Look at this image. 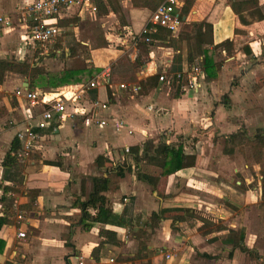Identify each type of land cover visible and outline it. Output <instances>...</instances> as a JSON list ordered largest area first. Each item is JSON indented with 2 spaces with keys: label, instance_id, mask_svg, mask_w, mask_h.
I'll return each instance as SVG.
<instances>
[{
  "label": "crops",
  "instance_id": "1",
  "mask_svg": "<svg viewBox=\"0 0 264 264\" xmlns=\"http://www.w3.org/2000/svg\"><path fill=\"white\" fill-rule=\"evenodd\" d=\"M28 1L32 0H0V14L12 23L10 27H0V59L14 57L15 60L24 61L30 48L36 46L23 43L21 38L24 31L22 8ZM218 1L214 0L213 4ZM180 5L181 0L177 7L178 13ZM261 5L264 13V3ZM220 11L222 13H219ZM149 13V9L135 7L132 3V6L127 7L131 26L125 25L124 28L131 29L133 33L134 30L138 32L148 19ZM217 13L221 15L215 20L204 21L213 25L215 43L230 39L232 41L230 51L233 52L223 59L224 63L215 79L207 82L206 79L203 80L201 90L180 89L184 94L169 98L161 96L158 92L157 85L160 82L158 80L147 93L139 98H132V96H122L121 90L115 88L114 91H120L121 94L113 93L111 97L110 91L107 90L106 95L104 92L106 89L99 87L93 89L91 95L95 96V99L109 103L104 113L108 117L109 124H112L113 120L120 119L125 122L124 129L117 132L111 125L104 127L94 125L87 126L80 134L72 129L73 120H68L60 127L37 129L38 138L35 148L39 149L41 159L30 160L23 171L22 186L25 189V196H17L18 198L13 200L17 210L16 215L21 213L23 220H19L15 215V222L1 228L0 264L9 262L16 264L13 257H17L19 253L24 261L23 264H73L77 256H82L86 264H104L109 257H113L112 254L104 256L106 251L112 252V248L117 250L116 254L127 258V262L120 264L128 262L140 264L138 262L142 260L144 264L148 262L150 264H259L255 256L245 252L241 254V251L234 252L233 256L229 257L227 247H223L224 252L219 256L216 251L223 245V241L222 238L215 236L224 230L202 234L198 230L199 224L190 225L186 223L187 221L178 222L173 228L171 219H163L155 233L152 230L148 231L150 237L146 242V249L149 256L141 260H133L139 241L129 232L130 224L117 227L98 223L91 229L84 230L79 221L80 210L73 206L76 198L84 199L87 176H106L105 169L97 166L98 156L107 157L114 162L122 161L125 151L129 148L141 146L146 139L156 140L158 135L166 130H174L176 138L181 134L189 133V129L196 127V122H199L197 119L201 114L210 115L213 112L214 118H209L213 124L234 132L239 128V119L243 120L253 115L257 118L261 116L258 114L259 108H256L254 103L256 96H264V81L257 82L260 79L258 74L264 70V18L245 25L241 23L229 3H224V9H219L213 16ZM82 15L77 9H72L64 18H78ZM132 17L141 23L140 27L134 28L135 22ZM188 18L189 16L186 20ZM236 29L242 32H236ZM125 38L129 41L130 37ZM161 42L155 40L156 45L150 47L142 56L145 61L141 64V72L137 74L142 75L143 81L152 76L155 78L159 68L165 69L171 63L170 57H173L174 51L169 45L159 44ZM159 53L163 55L167 53V58L163 55L158 58ZM182 68L187 69V64L182 63ZM231 74L237 76L235 84L229 78ZM19 86L28 88V78L18 73L5 72L4 80L0 84V213L4 211V205L9 204L8 197L13 192L3 193L5 186L13 184L2 180L4 155L12 141L16 139L15 128L9 127L8 122L21 121L28 110L25 100L16 98L13 94ZM224 93L229 100L224 97L222 102L221 96ZM148 103H152V106L145 107ZM153 105L156 110H160L158 113ZM197 151L196 147L189 152L185 151L196 155L195 165L169 175L166 178L165 195L162 197L156 190H149L150 187L146 183L138 180L134 169L124 177L110 174L115 189L108 190L104 195L112 211L121 214L129 204L128 201L134 198L132 209L134 224L136 219H140V215L141 219H144L153 211L157 212L163 207H184L194 214L200 212L202 208L204 211L207 210L209 206L202 207L198 195L199 198H203L207 190L208 193L215 194L214 198H224L221 194L224 190L217 180L215 182L208 180L207 171L204 169L207 166V158L200 157L204 151H201V154H197ZM115 152L119 154L115 155ZM57 153H60V156L56 157ZM202 166L205 167L200 168ZM29 193L30 196H27ZM2 197H5V201ZM26 202L28 205H24ZM100 227L115 230L120 246L105 243L97 250L96 247L104 239L98 233ZM19 231H27L28 237H16ZM247 232L245 231V245L256 251L254 243H248L246 240ZM161 248L174 249L171 250L170 257L165 259L166 250H162V253L156 251H161ZM226 251L228 254L224 257ZM257 255L263 257L260 253Z\"/></svg>",
  "mask_w": 264,
  "mask_h": 264
},
{
  "label": "rangeland",
  "instance_id": "2",
  "mask_svg": "<svg viewBox=\"0 0 264 264\" xmlns=\"http://www.w3.org/2000/svg\"><path fill=\"white\" fill-rule=\"evenodd\" d=\"M213 1L214 0H193V5L187 15L189 16V18L186 22L215 20L221 15L219 13H222V11L213 16L214 13L219 9L223 10L224 3L231 4L233 0H219L216 4H213ZM257 1L259 3V9L261 10V8L263 7L261 3L263 4L264 0ZM101 2H103V5H109L107 0H101ZM131 2L132 0H111L113 8L107 14H101V12L97 11L84 10L83 15L80 16L82 18H74L68 26L62 28V36L59 38V45L56 47V49L52 50L50 46L36 44L35 47L30 48L25 60L30 63H32L33 61H37L38 65L43 67L44 71L48 74L49 77L59 76L64 69L93 67L94 69L97 68L101 70L106 66L111 67L114 62L119 61L117 71L122 74L123 72L128 70L130 71V73H132V76L129 78H124L123 80H112L114 88L118 84L123 82L133 85H137L140 83L142 85V90L139 93L132 89L121 90V94L120 91H114L115 89L112 88L110 93L111 97H113V93H116L119 95L121 94L125 97L132 96V98H139V96L147 93L148 89L152 88L149 86L152 84L154 85L155 82L154 78H152L154 76H152L151 78H146L143 81V78L141 77L142 75L137 74L141 72V64H143L145 61L144 57H142L143 54H145L150 47H154V45H151L150 42H142L141 38L136 39L135 41L130 37L129 41L127 42H123V40L119 39V37H123L126 31L124 26H131L129 16L127 14V7L132 6ZM151 12L152 11H150V13ZM150 13L143 27L138 32H135L134 30V35L139 34L145 27L146 23L149 22L151 16ZM260 13L264 15L263 10L259 12L257 10L256 12H254V14H252L253 18L247 16V19H258ZM132 18L135 22L134 28H136V26L140 27L139 25L141 23L137 21L136 18ZM186 26L187 25L184 23L182 24L180 29H184ZM178 32H175L172 35L176 36ZM236 32L242 31L240 29H236ZM31 43L34 42L31 41ZM159 44H162L163 46L168 45L164 41ZM170 47L174 51L173 57H170L171 63H169L168 67H166L165 69L159 68V70L156 72V77H159L160 74L173 73L170 72V68L174 57L176 58L177 56H180L181 62L186 63L187 53L191 51L194 54L195 59L198 58V54L195 52V47L192 42H189V44H187L184 40H178L174 46ZM204 47L211 48L212 46L205 45ZM223 50L224 52H226V54H224ZM230 50L226 51L225 47H217L215 49L214 60L219 64L220 68L224 63L223 59L232 54L233 50ZM158 55V58H160V56L163 54L159 53ZM163 56L167 58V53H164ZM12 59H14V57ZM164 63L166 62L164 61ZM258 76H260V79L257 82H260L261 80L264 81V70L260 72ZM141 78L142 80H139ZM229 78L232 80L233 84H235L237 76H233V74H231ZM87 82L70 83L68 85L61 86L59 90H76L80 88V85H82V87L83 85H86ZM157 88H159L158 92L161 96L169 98L176 97L178 94H184L180 90L181 88L175 80H171L168 82H158ZM91 92L92 90L85 91L83 93L82 99L80 100V102H78L84 108L90 107V103H88L89 100H94ZM104 92L107 95V89ZM224 97L229 100L227 94L224 93L221 96L222 102L225 99ZM256 97V103H254V106L256 108H259L258 114H261V116L257 118V116L253 115V117H245L243 120L239 119V128L238 130H235V132L221 129L220 127L213 124L210 120L211 118H214L213 112H211L210 115L201 114V116L197 119L199 122H196V127L194 129H189V133H186L185 135L181 134L180 137L176 138L174 130H166L158 135V139H156L155 141L162 138L165 141L182 143L184 150L188 152L193 150L194 147H196L198 150L196 152L197 154H201V151H204L203 155H200V157L207 158V166H202L200 168L205 167L204 169H206L207 175L209 177L208 180L211 182H215L217 180L218 182H220V186L224 190V193H221L222 195H224V198L218 197L219 199L214 198L213 196H215V194H212L211 192L208 193L207 190L204 192L203 198H199L198 195V199H200L202 207H209L205 211L204 208H202L200 212L197 211L196 214L192 213L190 217L188 216L185 219V221H187L186 223L190 225L199 224L198 230L202 234H207V232L209 231L215 233L224 230L223 232H220L219 235L215 236V238H222L227 230L236 231L235 229H244L245 231H248L246 239L248 243L253 242L257 253H260L264 257V149L262 150V152H258L256 148L244 144L240 139H237L235 143L227 141L228 137L232 133L245 130L247 132V135L252 136L256 129L264 128V96ZM151 104L152 103H148L145 107H147L148 105L152 106ZM153 108L156 110V107H154V105ZM156 111V113H158L160 110ZM72 120V129H75L77 133L81 134L82 131L86 130L85 128H87V125L84 124L82 116H76ZM242 121L244 122V124H242ZM89 126L93 127L94 125ZM201 147H203L202 150ZM228 149L233 150L231 151V153H229ZM114 154L118 155L119 153L115 152ZM39 156L40 151L36 148L33 152L28 153L27 157L24 158L23 161V169L20 172L21 177H23V171H25V168L28 165L29 161L32 159L38 161L39 159H41V157ZM58 156H60V153H57L56 157ZM221 181L223 183H221ZM162 186L163 185H161V182L158 183L156 191L161 192ZM12 187L15 188V191H13L12 194L9 195L8 198L10 199L8 202L9 205L12 204V221L15 222V215L17 210L13 205V200L15 198H18L17 196H25V189L22 185L19 187L16 185H12ZM149 187V190L154 191L153 187ZM27 196H30V193ZM159 196L162 197L163 195ZM128 202L132 203L133 209L134 201ZM24 205H28L27 202ZM27 212H25V214H27ZM149 216L150 215H148L144 219H141L142 216L140 215V219H136L134 224H130L131 228L129 229V232L139 241L135 256L132 258L133 260H141L149 256V252H146L144 247L142 246L143 244L147 245L146 242L150 237L148 231L152 230V232L155 233L159 228V225H157L156 227L150 226ZM27 237L28 234L27 231H25V238ZM119 246L120 243L118 242L116 244V247ZM223 247H227V250L231 249L230 245H225L223 243V245L218 247V251H216L219 256H221L224 252ZM173 249L174 248H161V251H156L162 253V250H166L167 253H165L164 256V258L166 259L170 257V252ZM111 250L112 252L106 251L104 256H109L112 254V256L115 257L116 264L127 262L126 257L123 258L121 254H116L117 250L113 248ZM235 252L239 253L240 250H236ZM240 253L242 254V252ZM227 254L228 253L226 251L224 257H227ZM167 255H169V257H167ZM13 260L16 264H23L24 262L21 258L20 253L17 254V257H13ZM143 261L144 260L139 261L138 263L144 264ZM130 263L131 262H128L127 264ZM7 264L11 263L9 262ZM147 264L150 263L148 262Z\"/></svg>",
  "mask_w": 264,
  "mask_h": 264
},
{
  "label": "trees",
  "instance_id": "3",
  "mask_svg": "<svg viewBox=\"0 0 264 264\" xmlns=\"http://www.w3.org/2000/svg\"><path fill=\"white\" fill-rule=\"evenodd\" d=\"M163 0H132L135 7L147 8L150 11H154L157 5ZM109 5H103L101 0H95L96 11L101 14H107L112 10L111 0H107ZM193 5V0H181L179 15L187 26L184 29H178L177 35L163 27H152L148 22L146 24L147 32L142 33L141 41L144 42L145 38L150 39L151 45H156L155 40L164 41L169 46H174L179 40H184L187 44L192 42L195 47L197 57H201L200 63L205 73L206 80H213L217 77V73L220 69L219 64L214 60L215 49L217 47H225L226 51L232 48V41L225 39L219 43H215L213 35V25L210 22H186L188 13ZM109 6V7H108ZM111 8V9H110ZM231 8L233 12L238 16L241 23L249 25L254 21L264 18L262 13L259 14L258 19H247V16L252 17V14L259 9V3L257 0H237L231 2ZM118 10V9H117ZM246 15V17H245ZM253 18V17H252ZM74 18H64L58 21V25L63 28L69 25ZM152 28V30L150 29ZM150 29V30H149ZM149 30V31H148ZM59 45V39L56 40L50 47L52 50L56 49ZM205 45L212 46L211 48L204 47ZM197 59V58H196ZM194 54L189 51L186 57L187 68L191 67L195 62ZM118 62H114L111 65L112 80H123L132 76L130 71L126 70L122 74L117 71ZM180 56L174 57L170 72L182 70ZM128 66V65H126ZM14 72L21 74L28 78L29 89H42L48 90L47 92H57L61 86L68 85L70 83H82L87 82L93 78L99 71L97 68L85 67L78 69H64L57 77L48 76L43 67L38 65L37 61L32 63L27 60L20 61L12 58L0 59V84L4 80L5 72ZM155 82L158 81V77H155ZM139 87L136 90L138 93L142 90V85L137 84ZM155 86L151 85L150 87ZM179 96V94L177 95ZM95 99L96 97L93 96ZM237 139L242 140L246 145L256 148L258 152H262L264 149V128L256 129L252 136L247 135L245 130L241 132L232 133L227 141L235 143ZM20 150V145L16 139H14L4 155L2 161V180L10 181L13 186L22 185V177L20 172L23 169V158L17 156ZM233 149H228L231 153ZM226 151V149H225ZM131 160V161H130ZM196 155L194 153H187L184 150L182 143H173L159 139H146L141 146H135L125 151V156L122 161L114 162L113 160L98 156L96 163L99 168H104L106 176L103 175H89L85 179L84 199L80 197L76 198L73 202V206L80 210L79 221L84 230L91 229L95 224L111 225L117 227H124L127 224L132 223V203L125 206L121 214H115L107 201L105 192L111 189H115L110 174H114L117 177H124L127 173H132L133 169L138 180L157 189L158 183L161 182L162 190L157 191L158 195H165L166 178L184 168L193 167L195 165ZM12 186H5L3 193L6 194L9 191H15ZM5 201V197H2ZM134 201V198L130 199ZM192 211L184 207H163L157 212L153 211L149 216L150 226L156 227L163 219H171V226L174 228L178 222L185 221V219L192 215ZM13 215V207L9 204L4 205V211L0 213V230L2 227L11 225ZM99 235L104 238L96 249H100L105 243L116 245L119 241L115 230L99 228ZM244 229H238L236 231L227 230L222 237V241L225 244L230 245L229 257H232L236 250L245 252L251 256H255L259 260V264H264V257L257 255V252L253 249L246 247ZM2 245V238H0V246ZM145 251L147 252L146 245L143 244ZM139 252V249H138ZM207 256V255H206ZM207 258H210L207 256Z\"/></svg>",
  "mask_w": 264,
  "mask_h": 264
},
{
  "label": "built area",
  "instance_id": "4",
  "mask_svg": "<svg viewBox=\"0 0 264 264\" xmlns=\"http://www.w3.org/2000/svg\"><path fill=\"white\" fill-rule=\"evenodd\" d=\"M179 4L180 0L161 1L151 13L149 23L153 28L163 27L172 33L177 32L184 20L177 11ZM72 9H77L80 15L83 14L84 10L96 11L95 0H32L26 2L22 8L24 31L21 38L23 43L28 44L32 41L34 43L31 44L51 47L62 36V28L58 25V21L63 19ZM11 24L8 18L0 14V27H10ZM150 29L152 30V28ZM125 30L123 37H119L123 42L128 41L125 38L126 36L136 41V39L142 38V33L147 32L146 25L137 35H134L128 28H125ZM144 40L150 42L149 38ZM200 59L201 57H198L194 64L187 69L175 71L172 74H160L158 80L160 82L175 80L181 89L198 91L205 79ZM99 87H103L110 92L114 88L110 66L102 68L86 85H83V87L80 85V88L76 90L61 89L57 92H47L39 88L17 87L13 94L16 98L24 99L28 109L21 121L8 122L9 127L15 128V138L20 145L17 156L24 159L28 153L34 151L38 138L37 129L41 130L53 126L60 127L76 116H82L84 124L87 126L104 127L111 125L117 132L124 129L126 127L125 122L120 119L113 120L112 124H109L108 117L104 115L108 109L106 101L99 99L89 100L90 107L88 108H84L78 103L85 91L98 89ZM115 89H132L136 91L139 87L123 82L118 84ZM129 133H131L130 130ZM16 217L19 220H23L21 213L16 215ZM17 235L18 237H25V232L19 231ZM73 264L86 263L82 256H77L76 262ZM104 264H116L115 257H109Z\"/></svg>",
  "mask_w": 264,
  "mask_h": 264
},
{
  "label": "water",
  "instance_id": "5",
  "mask_svg": "<svg viewBox=\"0 0 264 264\" xmlns=\"http://www.w3.org/2000/svg\"><path fill=\"white\" fill-rule=\"evenodd\" d=\"M26 85H27V82H26Z\"/></svg>",
  "mask_w": 264,
  "mask_h": 264
}]
</instances>
